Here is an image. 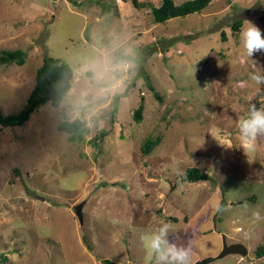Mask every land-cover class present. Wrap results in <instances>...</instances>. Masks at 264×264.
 <instances>
[{"label": "rangeland", "instance_id": "1", "mask_svg": "<svg viewBox=\"0 0 264 264\" xmlns=\"http://www.w3.org/2000/svg\"><path fill=\"white\" fill-rule=\"evenodd\" d=\"M137 1L0 0V54L26 51L24 64H0L4 114L21 110L45 57L74 70L60 106L0 123V264H145L142 237L165 223L194 264L224 237L248 254L206 264H264V219L253 217H264V138L245 153L238 128L264 106V84L250 79L264 74V52L249 58L240 39L247 20L264 33V0H211L163 23L152 13L162 0ZM64 118L86 122L82 140L58 130ZM190 167L211 178L187 180Z\"/></svg>", "mask_w": 264, "mask_h": 264}, {"label": "trees", "instance_id": "2", "mask_svg": "<svg viewBox=\"0 0 264 264\" xmlns=\"http://www.w3.org/2000/svg\"><path fill=\"white\" fill-rule=\"evenodd\" d=\"M211 0H186L182 3H176L174 0H162L159 6H152V13L156 22L163 23L167 20L186 16L195 12L202 11L210 4ZM135 6H142L141 2L133 0ZM264 18V12L263 16ZM242 22L240 20L233 23L234 30H240ZM223 33V39H226ZM26 51L17 49L14 51H2L0 54V64L18 63L20 65L25 63ZM74 76L73 68L62 61L60 58L45 57L42 65L38 68L36 73L35 85L24 103L21 110L16 114H4L0 108V123L3 126H17L26 123L32 114L45 103H51L53 106H60L65 95L72 87V79ZM154 89L153 86H151ZM156 96L159 94L156 93ZM144 104L141 102L134 110V119L141 122L143 119ZM59 131L68 133L70 141L75 142L83 139L84 133L87 130L86 122L80 118L68 119L64 118L58 123ZM105 131L102 132V135ZM159 142L157 139L146 140L142 146L143 151L147 154ZM185 178L192 182L200 180H208L211 175L206 170H201L197 167H190L185 171ZM253 199V198H252ZM257 257L264 256V236L263 241L258 244L255 249ZM106 264H121L109 258H105Z\"/></svg>", "mask_w": 264, "mask_h": 264}, {"label": "clouds", "instance_id": "3", "mask_svg": "<svg viewBox=\"0 0 264 264\" xmlns=\"http://www.w3.org/2000/svg\"><path fill=\"white\" fill-rule=\"evenodd\" d=\"M240 39L246 54L253 58L257 52H264V33L252 21L247 20L246 27L241 29ZM250 79L256 84H264V74L253 73ZM241 147L245 153L250 150L258 138H264V106L257 108L252 105L246 118L238 122ZM218 144L226 149L233 148L230 141L221 139L215 131L209 132ZM219 205L216 211H224ZM255 220L264 219L259 211L253 212ZM170 225L163 224L156 231L142 237L143 245L146 250L145 264H194L191 246H178L169 240Z\"/></svg>", "mask_w": 264, "mask_h": 264}, {"label": "water", "instance_id": "4", "mask_svg": "<svg viewBox=\"0 0 264 264\" xmlns=\"http://www.w3.org/2000/svg\"><path fill=\"white\" fill-rule=\"evenodd\" d=\"M75 213L80 219V221L83 222V204L80 203L75 206ZM248 252L249 250L244 244L242 243H230L229 244L226 238L224 237L222 250L216 256H210V257L203 258L199 260L196 264H206L217 258H222L230 253H239L243 256H246Z\"/></svg>", "mask_w": 264, "mask_h": 264}]
</instances>
